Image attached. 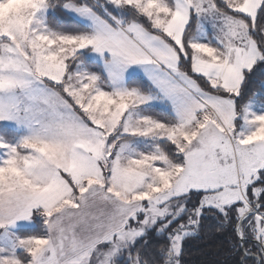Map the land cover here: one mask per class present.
<instances>
[{
    "label": "snow or ice",
    "instance_id": "snow-or-ice-1",
    "mask_svg": "<svg viewBox=\"0 0 264 264\" xmlns=\"http://www.w3.org/2000/svg\"><path fill=\"white\" fill-rule=\"evenodd\" d=\"M209 215L264 264V0H0V264H183Z\"/></svg>",
    "mask_w": 264,
    "mask_h": 264
},
{
    "label": "trees",
    "instance_id": "trees-1",
    "mask_svg": "<svg viewBox=\"0 0 264 264\" xmlns=\"http://www.w3.org/2000/svg\"><path fill=\"white\" fill-rule=\"evenodd\" d=\"M66 20L71 23L74 18L67 17ZM216 225L217 220L209 215L203 221L199 236L185 241L183 264H236L237 257L231 251L234 238L231 228L217 232ZM160 242H163V237H154L153 247Z\"/></svg>",
    "mask_w": 264,
    "mask_h": 264
}]
</instances>
